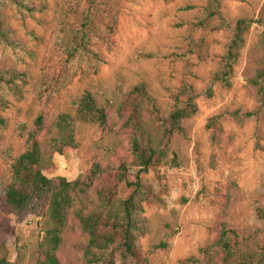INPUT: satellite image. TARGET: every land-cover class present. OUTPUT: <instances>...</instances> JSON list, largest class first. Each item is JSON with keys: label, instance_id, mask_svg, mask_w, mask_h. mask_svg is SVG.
Masks as SVG:
<instances>
[{"label": "rangeland", "instance_id": "obj_1", "mask_svg": "<svg viewBox=\"0 0 264 264\" xmlns=\"http://www.w3.org/2000/svg\"><path fill=\"white\" fill-rule=\"evenodd\" d=\"M75 2L47 0L45 10L23 20L13 9L4 10L14 37L24 43L27 53L0 45V68L14 66L25 81L20 93L7 95L0 107L5 121L0 128V261L35 264L37 259L46 205L16 216L2 198L11 159L27 148V133L37 115L44 114L47 121L61 112L74 115L75 101L84 91L105 106L106 124L76 120V148L55 153L51 169L45 172L73 180L98 163L102 171L91 189L94 196L96 189L114 182L121 163L128 168V179H134L131 130L123 126L129 110L123 105L140 83L148 94L142 111L147 136L160 148L167 145L168 152L167 163L141 173L142 185L158 199L143 203L147 232L139 244L147 264H221L215 239L222 226L246 240L251 251L264 247V106L248 83L263 56L264 0L221 2L226 22L232 25L244 17L251 23L229 88L211 80L229 32L192 26L206 0H115L109 47L93 38L90 42L99 60L66 62L55 38L69 4ZM85 2L80 0V6ZM197 37L208 42L204 60L188 51L189 40ZM182 84L196 91L197 112L182 120L183 135L166 137L161 146V119L172 111V96ZM208 87L211 96L205 94ZM126 194L120 185L118 195ZM84 243L70 213L57 252L60 264H86Z\"/></svg>", "mask_w": 264, "mask_h": 264}, {"label": "trees", "instance_id": "obj_2", "mask_svg": "<svg viewBox=\"0 0 264 264\" xmlns=\"http://www.w3.org/2000/svg\"><path fill=\"white\" fill-rule=\"evenodd\" d=\"M222 0H206L200 16L192 26L202 30L220 29L229 32L225 51L219 57L218 68L212 74V82L225 88L231 86L230 76L236 63L250 20L237 18L231 25L221 12ZM115 0H86L80 6V0L70 3L65 18L55 38L58 48L66 62L81 58L99 60V54L90 47L91 39L100 45L109 47V35L116 22ZM47 7V0H0V45L5 49L20 50L27 53L24 43L14 37V31L7 23L4 10L11 8L20 19L33 17ZM208 42L203 37L191 38L188 51L204 60L208 53ZM263 56L258 61L254 75L248 83L255 90L259 105L264 106V32L260 38ZM23 72L14 66L0 68V107L6 104V96L20 93L24 83ZM19 81V82H18ZM207 96L212 91L205 90ZM144 83L134 86L130 98L123 109L129 113L123 126L131 130V165L137 167L128 179L127 166L121 163L114 173V182L95 190L91 189L98 179L101 168L98 163L91 167L85 176L67 180L62 176L49 177L55 153L62 154L65 148H76L75 121L104 126L107 122L105 106L99 104L89 91H84L75 101V113L61 112L46 120L42 113L34 119V127L27 133V148L13 157L9 164V175L2 186V198L7 210L16 216L35 213L42 204L46 205L42 221L43 235L37 247L35 264H60L57 252L63 242L64 230L70 213L85 236L82 257L86 264H147L142 256L139 238L146 231L145 218L142 216L143 203L157 202L152 191L141 183V173L151 166L167 163L168 152L163 145L164 138L183 135V119L197 112L194 101L196 91L190 84H182L172 99L174 107L168 116L161 119V148L155 145L153 137L147 136L142 111L144 99H147ZM251 113L247 112L246 115ZM0 115V128L4 125ZM154 142V143H153ZM174 154V153H172ZM175 155L170 161H175ZM127 190L123 198L118 195L119 186ZM221 264H264V247L251 251L246 240L237 233L222 226L215 239ZM202 250V249H201ZM208 249L203 248L202 251ZM1 264H18L16 261H0Z\"/></svg>", "mask_w": 264, "mask_h": 264}]
</instances>
